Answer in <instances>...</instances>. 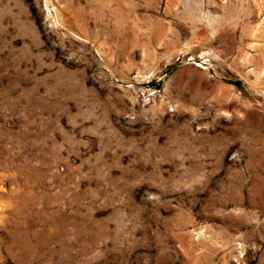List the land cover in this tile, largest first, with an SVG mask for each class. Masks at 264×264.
I'll use <instances>...</instances> for the list:
<instances>
[{"label": "rangeland", "instance_id": "1", "mask_svg": "<svg viewBox=\"0 0 264 264\" xmlns=\"http://www.w3.org/2000/svg\"><path fill=\"white\" fill-rule=\"evenodd\" d=\"M8 156L0 264H264V0H0Z\"/></svg>", "mask_w": 264, "mask_h": 264}, {"label": "bare ground", "instance_id": "2", "mask_svg": "<svg viewBox=\"0 0 264 264\" xmlns=\"http://www.w3.org/2000/svg\"><path fill=\"white\" fill-rule=\"evenodd\" d=\"M25 132V131H24ZM10 135H11V133H10ZM13 135V134H12ZM11 135V136H12ZM19 135H20V133H19ZM14 136V135H13ZM18 137V136H17ZM13 138V137H12ZM10 139V138H9ZM23 139V138H22ZM16 141V140H15ZM21 141V140H20ZM13 142V141H12ZM22 143V142H21ZM11 144V143H10ZM26 144V143H25ZM29 144V143H28ZM14 145V144H13ZM16 145V144H15ZM17 146V145H16ZM23 146H24V144H23ZM10 147H11V145H10ZM9 148V147H8ZM16 148V147H15ZM24 148V147H23ZM24 150V149H23ZM10 151H14V150H10ZM16 152V151H15ZM6 155V154H5ZM6 157H7V155H6ZM9 157V156H8ZM16 157H17V155H16ZM5 159V158H4ZM7 159V158H6ZM11 159H10V157L8 158V160H7V162H6V164H5V168H1L0 169V186L1 187H4L5 186V182L6 181H10L12 178H13V170L11 169V161H10ZM26 160V159H25ZM24 161V160H23ZM27 162V161H26ZM13 164H14V161L12 162ZM16 163V162H15ZM25 163V162H24ZM2 164V163H1ZM16 165V164H15ZM22 165V164H21ZM20 165V166H21ZM23 166V165H22ZM25 166V165H24ZM18 167V166H17ZM16 167V168H17ZM26 167V166H25ZM22 169V168H21ZM26 169H27V167H26ZM15 178V177H14ZM13 178V179H14ZM15 179H17V178H15ZM12 183V182H11ZM14 184V183H13ZM24 186V185H23ZM26 188V187H25ZM12 189V188H11ZM9 190V198H7L8 197V195H7V199L8 200H11V198H13L12 196V194H14L13 193V191L12 190ZM14 189V188H13ZM28 189V188H27ZM22 190H23V188H22ZM24 191V190H23ZM2 194V193H1ZM4 194V193H3ZM2 196V195H1ZM11 196V197H10ZM4 197V196H3ZM27 197V196H26ZM17 198V197H16ZM13 199H15V198H13ZM23 201V200H22ZM2 202V201H1ZM4 202V201H3ZM9 202V201H8ZM13 202V201H12ZM10 204L11 203H9V207H10ZM13 205V204H12ZM22 205V204H21ZM24 205V204H23ZM13 208V207H12ZM3 209V208H2ZM23 209V208H22ZM9 210V209H8ZM2 211V210H1ZM0 213H2V212H0ZM1 216H2V214H1ZM6 216V215H5ZM4 217V216H3ZM4 219V218H3ZM19 221V220H18ZM24 221V220H23ZM17 224V223H16ZM27 226V225H26ZM15 232V231H14ZM19 233V232H18ZM25 234V233H24ZM29 235V234H28ZM14 237V236H13ZM19 237V236H18ZM28 237V236H27ZM13 240H14V238H13ZM13 242H15V241H13ZM11 243V242H10ZM13 244V243H12ZM23 245V244H22ZM29 245V244H28Z\"/></svg>", "mask_w": 264, "mask_h": 264}]
</instances>
